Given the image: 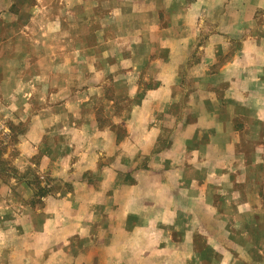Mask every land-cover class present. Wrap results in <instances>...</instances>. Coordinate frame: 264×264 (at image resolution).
Returning <instances> with one entry per match:
<instances>
[{"label": "crops", "instance_id": "0c3cea01", "mask_svg": "<svg viewBox=\"0 0 264 264\" xmlns=\"http://www.w3.org/2000/svg\"><path fill=\"white\" fill-rule=\"evenodd\" d=\"M1 46L38 47L39 61L103 58L90 74L99 82L51 85L50 95L85 96L83 128L97 126L103 106L116 105L109 94L127 98L132 132L120 147L135 143L139 159L169 144L150 155L147 170L136 169L129 191L136 198L121 192L122 203H142L147 216L142 227L121 232L118 264H264V0H0ZM114 167L109 173L129 171ZM165 172L173 181L158 179L156 194L140 198L147 185L139 179ZM160 208H167L161 216ZM166 223L173 232L166 234ZM112 251L105 242L103 264L113 263Z\"/></svg>", "mask_w": 264, "mask_h": 264}, {"label": "rangeland", "instance_id": "374dc122", "mask_svg": "<svg viewBox=\"0 0 264 264\" xmlns=\"http://www.w3.org/2000/svg\"><path fill=\"white\" fill-rule=\"evenodd\" d=\"M47 49L50 53L55 47ZM39 50L26 46L0 47V264H87L94 252L89 263L103 264L100 254L105 242L115 252L108 256L112 264H118L123 230L132 233L142 227L147 216L142 203L129 206L122 203L127 196L121 192L126 189L128 197L136 198L135 192H129L137 186L136 169L147 170L152 160L150 155L166 151L169 144L159 142L148 151L149 155L139 159L135 158V143L120 147L132 132L131 101L117 100L110 94L116 105L99 109L97 126L80 127L79 123L89 114L85 107L88 101H83L85 96H81V101L71 100L79 94L51 96V85L77 89L94 85L99 80L90 77L91 70L103 67L104 59L95 63L89 58L80 62H74L73 58L39 61ZM80 74L82 78H78ZM105 84L112 93L114 81L108 78ZM120 84L123 86V81ZM65 102L70 103L63 105ZM81 111L86 115L82 120ZM119 117L128 129L114 123ZM150 146L147 144L146 149ZM121 153L125 159H120ZM125 165L129 171L123 174L108 171L111 166ZM168 177L173 181L174 177L166 172L140 178L138 182L147 185L140 198L156 194L158 186L156 183L151 186L153 182L158 183V179L159 183L168 182ZM166 199L167 194L159 195V201ZM104 200L110 203L105 206ZM166 209L160 208L159 215ZM161 225L166 226L168 234L167 226L174 224ZM227 225L232 226L224 223L225 228ZM217 240L223 245L227 242L224 237ZM132 243L134 247L141 246ZM146 245L145 242L142 246ZM208 264L215 263L211 260Z\"/></svg>", "mask_w": 264, "mask_h": 264}]
</instances>
